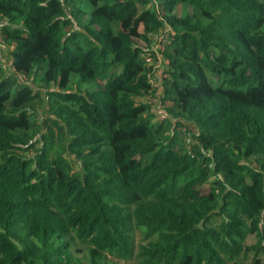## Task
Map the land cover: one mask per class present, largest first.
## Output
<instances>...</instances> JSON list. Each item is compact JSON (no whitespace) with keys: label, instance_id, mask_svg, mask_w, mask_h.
<instances>
[{"label":"trees","instance_id":"obj_1","mask_svg":"<svg viewBox=\"0 0 264 264\" xmlns=\"http://www.w3.org/2000/svg\"><path fill=\"white\" fill-rule=\"evenodd\" d=\"M251 236L264 0H0V264H242Z\"/></svg>","mask_w":264,"mask_h":264},{"label":"rangeland","instance_id":"obj_2","mask_svg":"<svg viewBox=\"0 0 264 264\" xmlns=\"http://www.w3.org/2000/svg\"><path fill=\"white\" fill-rule=\"evenodd\" d=\"M190 13H191V9L188 8L187 6H184V5L178 6L176 11H175V14L178 17H185V16H187ZM161 48L164 49V47H161ZM165 49H166V47H165ZM4 52H6V50ZM5 54L6 53H4L3 56H5ZM4 60H2L1 64H3L4 68H7L9 66L8 65L9 61L7 59H4ZM248 81H249V77H246V82H248ZM87 87L88 88H96V85L95 84H93V85H83L81 90L84 91V90H86ZM43 100L44 101L42 102V104L39 105V107L36 108V112L38 114L37 121L39 120L40 117H42L43 119L46 118L45 117L46 114L42 115L43 113H46V110L48 108V107H46L45 96H43ZM155 120H157L156 117H155ZM191 131H194V130H191ZM173 151H174V156H176L177 155L176 149H174ZM189 175H182V177L179 178L177 181H170L172 184L168 183L166 185V189H169L168 191L173 193V191L176 188V186L184 184V182H186L189 179ZM208 189H209V185L203 186L202 189H201V193L205 194L208 191ZM203 210H204V207L201 204H196L194 206V211L197 212L198 215H201L203 213ZM220 223H221V219L217 218V219L212 221L210 226L211 227H217ZM133 240H134V246L139 243V234L138 233L134 234ZM244 244H245L246 247H248L250 249L249 252H248V256H247L246 259L240 257V258L237 259V261L242 262V264H254L255 260L260 259L261 262H264V256H262V254H259V247L257 246L256 238L251 236L248 239H246ZM77 246H78V244L75 243L74 247L77 248ZM83 253H86V252L82 251V254ZM109 259L111 260L112 258H109ZM132 263L131 262H126V261H121V260L118 261L116 259H112V264H132Z\"/></svg>","mask_w":264,"mask_h":264},{"label":"built area","instance_id":"obj_3","mask_svg":"<svg viewBox=\"0 0 264 264\" xmlns=\"http://www.w3.org/2000/svg\"><path fill=\"white\" fill-rule=\"evenodd\" d=\"M173 36L174 34L169 29L158 35L155 40V45L151 52L142 54L141 58H143L147 64H152V57L154 54L156 58L155 66L158 69V66L162 63L161 55L164 53L165 47L168 45ZM161 47H164V49H162ZM149 82L153 84V87H156V83L153 78H151ZM161 119H165V116H161Z\"/></svg>","mask_w":264,"mask_h":264}]
</instances>
